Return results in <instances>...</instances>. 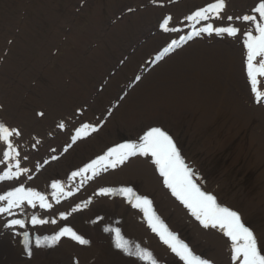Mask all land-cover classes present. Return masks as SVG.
Segmentation results:
<instances>
[{
    "label": "bare ground",
    "instance_id": "obj_1",
    "mask_svg": "<svg viewBox=\"0 0 264 264\" xmlns=\"http://www.w3.org/2000/svg\"><path fill=\"white\" fill-rule=\"evenodd\" d=\"M133 1L132 11L123 12L121 19L108 26L100 18L99 3L93 6L81 41L74 35L73 46L54 65L43 55L57 51L63 42L51 29L45 30V19L40 22L33 13L30 20L18 23L11 15L13 10L8 16L0 15V124L13 132L3 144L0 140V150L7 154L5 163L23 174L20 183L13 181L5 187L6 193H16V186L21 190L24 185L31 191L30 198H61L60 188L67 194L90 178L85 169L96 171L102 161L113 162L115 156L108 153L120 145L116 142L120 132L143 142L151 129L158 128L170 137L200 191L213 196L218 206L236 212L241 223L261 217L263 221H252L249 229L257 249L264 250V107L254 105L249 90L246 37L242 48L236 46L238 37L212 33L187 43L143 75L118 103L128 84L151 63L158 45L168 38L171 46V40L176 39L158 32L132 49L159 16L169 14L175 27H197L201 20L211 18L217 20L218 27L226 19H238L237 36L246 26L256 36V24L261 21L254 9L264 0H223V8L214 9L210 15L203 7L218 0H178L175 4L158 0L169 5L160 8L145 3L142 11L138 6L141 0ZM198 10L203 11L199 17L194 14ZM243 14L256 17L255 22L242 23ZM130 48L131 54L124 60ZM260 59L252 61L254 67ZM257 80L264 77L257 74ZM99 85L102 92L94 95ZM258 90L263 92L264 86L258 83ZM90 98L94 104H89ZM85 105L88 109L83 111ZM114 105L117 107L99 131L80 140L62 160L51 163L49 172H27L34 163L33 148L38 147V153L45 156L58 151L69 134V130L60 133L62 126L71 129L78 118H87V126L99 123ZM126 160L123 166L117 162L118 168L99 178L93 187L59 205L50 219L39 220L44 222L36 233L15 228L13 234H4L1 219L0 264H152L153 260L162 264L166 244L156 235L161 229L153 231L150 226V221L156 223L153 216L172 236L181 232L195 249L207 251L211 261L231 264L229 256L233 258L236 245L219 227H198L191 221L192 215L172 199L157 174L154 158L136 155ZM58 171L65 175L70 188L52 187V176ZM59 178L61 185L65 178ZM99 184L110 194L99 192ZM122 189H130L131 194ZM135 197L150 202L147 216L132 206ZM10 215L20 221L33 216L25 209ZM64 229L70 230L69 234L60 236ZM117 231L127 252L116 247ZM71 233L86 243L73 239ZM143 252L152 259H141ZM235 261L241 264V256Z\"/></svg>",
    "mask_w": 264,
    "mask_h": 264
},
{
    "label": "snow or ice",
    "instance_id": "obj_2",
    "mask_svg": "<svg viewBox=\"0 0 264 264\" xmlns=\"http://www.w3.org/2000/svg\"><path fill=\"white\" fill-rule=\"evenodd\" d=\"M222 8L223 0H218L216 4L211 5L207 10L213 11L214 9ZM254 11L259 14L261 23L256 24V31L258 32V35L253 36L251 32L246 34V47L248 49L247 68L252 91L255 94L256 99L260 100L264 98V92L258 90V83L264 86V80L258 82L257 74L260 77H264V2H259ZM195 15L199 17L201 12H197ZM242 19L245 21L251 20L255 22L256 17L245 16ZM166 23L167 20L165 21V24ZM211 30V25L203 29V31ZM216 31L218 33L221 31H226L229 35H234L236 32V30L232 28L216 29ZM256 57H261V59L257 61V66L254 67L252 61ZM85 127H87V125H85ZM12 134V131H9L6 127L0 124V140L6 141L7 138ZM133 148L134 146L131 144L120 145L118 148L112 149L108 155L117 156L118 162L122 163L125 159H127L128 156L135 155L137 152L141 155L151 154L153 157H155L153 162L158 165L159 173L162 177H164V183L168 188L171 189L172 194L181 200V202L192 211V214L198 220H200L204 227H219L224 231V235L228 236L232 240L233 244L236 245L233 248V260H236L242 255V264H264V255L258 251L256 239L253 236V233L241 223V219L236 212L218 206L213 196L207 195L200 191L196 184L193 183L191 170L180 158L175 145L165 132L158 128L151 129L143 138V144L136 148V151H133ZM100 159L103 160L104 157H101ZM116 162L117 161H113L111 166H115ZM92 166L93 165H89V167ZM86 170L87 169H85V171ZM74 175H78V173ZM3 178L4 177H0V179ZM52 187L57 188L59 186L57 184H53ZM20 191V189H17L16 193H8L7 197L0 196V200L8 199V208H0V212H7L9 208L13 206L14 201L9 199V197L18 195ZM121 191L128 193L129 195L131 194L130 189H122ZM102 194L108 195L110 192L105 190ZM27 195L30 196L32 194L28 193ZM40 199L43 201V197ZM135 200L136 202L133 203V207H141L144 205L150 208V202L147 199L135 197ZM29 203H31V201H29ZM46 206L47 205H45L43 202L41 203V207ZM148 208H144L146 216L148 215ZM153 219L156 221L155 224H152V221H150V226H152L153 231H156L157 227H159V229H161L159 234L165 243H168L169 240L175 241L176 238L172 236L171 233L167 232V229L164 228L162 224H160L158 218L153 216ZM32 222L42 223L44 221H39L33 217ZM11 223L13 225H20L21 227L24 226L20 220H13ZM69 231L70 230L68 229H64L59 235L62 236L69 234ZM71 235L73 239L78 240L80 243H86V241L76 236L75 233H71ZM116 235L118 237L116 247L123 248L127 252L128 249L124 246L125 242L119 239V231H117ZM165 235L168 237V239H165ZM58 238L59 236L53 237L52 241H48V243H51ZM237 241H242L243 243L237 245ZM44 242L45 241H37L38 244ZM170 247H172L173 252L179 255L182 260H184L185 264H206L205 261L193 256L187 246L179 242L170 245ZM140 258L144 260L152 259L151 255L147 252L141 253ZM152 264H155L154 260L152 261Z\"/></svg>",
    "mask_w": 264,
    "mask_h": 264
},
{
    "label": "rangeland",
    "instance_id": "obj_3",
    "mask_svg": "<svg viewBox=\"0 0 264 264\" xmlns=\"http://www.w3.org/2000/svg\"><path fill=\"white\" fill-rule=\"evenodd\" d=\"M72 1L73 0H49V1L48 0H0V15L8 16L10 14V11L13 10L11 15L14 16V19L18 23H24L25 21L30 20L32 18L33 13H37V18L39 17L40 22H42L43 19H45L46 21L45 30L46 28L51 29L54 35L57 34L58 39H60L63 42L59 46L57 51L54 50L51 53L49 52L48 54L43 55L44 57L49 59L50 65H54L57 62L58 57L66 53L70 49V47L73 46V43H74L73 41H75L74 35L76 36V39L79 42L81 41L80 39L84 35L90 23V17L92 14L91 9L93 8V6L99 3V6H101V9H102L100 18L103 22L107 23V26H108V24H113L114 22H116V19H121L123 16V12L126 13L125 12L126 9L133 8L131 6H132V3L134 2L133 0H75L73 4ZM94 1L96 2L94 3ZM150 1H151V5H153L152 0H141L140 4L138 5L139 9L141 11L145 10L146 8L144 5H146ZM167 1H171V0H167ZM170 3L175 4L177 3V1L170 2ZM155 7L161 8L162 4L160 3L156 5ZM161 16H163V14ZM161 16H159L158 20L154 22L155 25L152 27H149L147 33L144 34L142 37H140V39L137 41L136 44H134L132 49H135L147 43V41L151 37L153 38L160 31V29H158L160 28L158 27V24H159V20ZM171 23L172 22H170V25L169 24L168 25L171 26ZM60 30H62V33H60ZM168 34L169 32L165 31V35H168ZM197 39H200V37H197ZM194 40H192L191 42H193ZM85 42L86 40L83 41L82 44H84ZM164 42L165 40L162 41L158 45V47L163 46ZM186 44L180 45L177 48L172 49L171 51H169L163 56L156 57L155 60L149 66L142 69L140 74L136 77V79H133V82L131 81L128 84L124 93L119 97L118 103H120L121 100L126 97V95L130 92V90L134 87L135 84L139 83V80L143 77V75H146L148 71H150L155 65L158 64L159 61H161L162 59L166 57L168 58V56L174 54V52H177L178 50L186 46ZM187 49L188 48H186V50ZM130 54H131V48L127 51V53L122 58H124L125 60V58L129 56ZM120 66L121 64H118V67ZM112 74L113 73L111 72L109 76H111ZM99 86H100L99 89L95 88L94 95H97L102 92L103 86L102 85H99ZM88 101H89V104H94L93 98H90ZM85 106L87 107L88 105H85ZM116 107L114 106L113 108H116ZM87 109L88 108H86V110ZM91 112H93V109L91 110ZM110 117H111V111L107 112V114L103 118H105V120L107 121L110 119ZM129 139L130 138L126 132H120L119 136H117V140H119L120 143H123V144L129 143L133 145L134 147H136L137 146L136 143L130 142ZM70 143H71V140L70 142L66 144L64 148H62V150L58 151L53 156L43 157L41 155L35 154L33 156L35 160L34 169L37 170L39 173H44L46 171L49 172L50 171L49 165L50 163H52V161L56 163L59 160H61L63 156L67 155L68 150L71 149ZM0 155H2V153H0ZM7 172L8 171L2 170L0 171V175L2 173H7ZM54 176L58 177L60 175L56 173ZM98 176L99 175H96L94 176V178H97ZM94 178L91 181H93ZM6 182L8 181H5L4 183ZM1 203L2 202L0 200V205ZM27 210H29L31 213H35L34 217L36 219H38L37 216H40L43 219L45 215H49L51 212V209L49 206L46 208L39 207L38 203L37 204L34 203V205L32 207H28ZM40 211H44L45 215H42ZM45 219H48V218H45ZM30 220L31 221H26L25 219H23V221L21 222L25 224L27 227L31 228L32 230H35L37 223H33L32 218ZM252 221H255L256 223L257 222L261 223L263 220L261 219L260 216L259 218L253 217V220L247 221L248 223H246V225L252 226ZM196 222L198 224L201 223L200 220L198 219H196ZM15 227L16 225H13L10 221L7 226L5 225L1 226V231H4L5 232L4 234H9L15 229ZM176 242H179L187 246L183 240L172 241L171 244L173 245ZM187 248L189 249V251L192 253L193 256L200 258L202 261H205L206 264H219L213 261L209 262L208 259H210L209 258L210 254H208L207 251H205L204 249L197 248L199 250L198 251L197 249L194 250L190 248L189 246H187ZM112 250H114L113 246H112ZM260 252L262 255H264L263 249H261ZM121 257L125 258V256L123 255H121ZM163 260H165V262L162 264H185L184 260H182L179 255H177L175 252L172 251V247H170L169 249L167 248L166 255H164Z\"/></svg>",
    "mask_w": 264,
    "mask_h": 264
}]
</instances>
